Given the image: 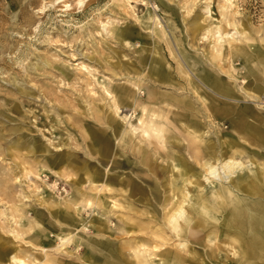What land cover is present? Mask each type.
I'll list each match as a JSON object with an SVG mask.
<instances>
[{
	"label": "rangeland",
	"instance_id": "rangeland-1",
	"mask_svg": "<svg viewBox=\"0 0 264 264\" xmlns=\"http://www.w3.org/2000/svg\"><path fill=\"white\" fill-rule=\"evenodd\" d=\"M147 1L164 28L165 40L142 31L137 18L145 14V7L139 0H86L83 5L77 0H0V264H13V255L25 258L28 264L45 257L58 264H86L85 254L92 255L96 264H102L110 256L105 250L93 249L90 241L101 240L122 254L127 251L123 247L146 237L136 231L127 232L124 224L129 220L132 225L144 227L149 236L157 233L170 247L180 249L186 264H237L235 257L222 252L228 251L225 240L208 244L200 233L197 244L184 241L187 247L181 249L180 240L157 224L167 211L160 205L157 193L163 196V189H169L167 184L171 181L170 163L163 159L165 153L153 154L151 147L135 138L130 145H121L127 121L120 117L129 118L133 105L119 106L116 115L105 88L86 70L75 68V65L94 68L111 88H129L147 71L142 57L155 58L162 62L170 85L143 80L158 93V100L149 101L146 89L137 91L135 99L158 108L163 93L187 97L186 113L199 123L204 140L216 151H226L225 143L233 134L230 121L234 120V114L227 118L217 114L212 100L203 102L193 93L187 84L189 78L179 72L176 60L170 56L169 42L191 78L196 81V73L205 69L216 74L230 90L231 95L214 92V101L232 113L242 110L250 119L264 121V91L259 99L246 96L248 84L254 80H246L243 75L253 67L236 58L233 61L241 73L238 79L221 74L210 63L212 40L210 37L203 40L204 32L193 29L195 18L200 16L202 20L197 22L200 27L219 25L233 32L222 17L227 14L220 8L224 0H195L189 14L181 8L184 0H164L175 11L158 0ZM233 4L238 12L234 16L237 31L257 39L264 36V0H233ZM122 30L128 32L126 37L132 46L122 42L118 35ZM143 43L147 46L145 55L141 54ZM180 48L188 54L192 65L184 60ZM228 64L225 60L219 65L225 73ZM200 87L204 94L210 95L204 86ZM170 111L174 115H169L171 133L167 149L187 158L189 149L187 152L186 146H182L186 142L173 138L183 140L175 131L180 123H185L186 113L175 107ZM32 143L38 144L39 152L31 151ZM249 149L246 151L249 158L244 159H251L260 168L264 165V148L249 146ZM144 152L151 155L153 176L140 163ZM59 160L63 167L56 175L54 172L59 171L49 168V164ZM192 163L195 172L201 171L200 165ZM88 175L99 177L100 181L90 187ZM191 181L205 187L202 178ZM187 189L191 193L196 191L192 185ZM74 195L78 204L71 207L72 215H68L66 209ZM89 199L92 206L86 205ZM59 214L69 216L70 222H59ZM20 217L27 221L23 226ZM34 221H40L46 228L44 236L27 229L26 225ZM64 230L71 232L68 239L80 236L79 242L62 246L57 236ZM121 259L125 264L133 262L130 256Z\"/></svg>",
	"mask_w": 264,
	"mask_h": 264
},
{
	"label": "bare ground",
	"instance_id": "bare-ground-1",
	"mask_svg": "<svg viewBox=\"0 0 264 264\" xmlns=\"http://www.w3.org/2000/svg\"><path fill=\"white\" fill-rule=\"evenodd\" d=\"M60 1L65 2V0ZM85 1L77 0V3L83 5ZM139 1L145 7V14L137 18L139 26L143 29L142 31L153 33L156 39L165 40L164 28L159 18L152 11L153 7L147 0ZM158 1L166 8L175 11L164 0ZM195 2V0H184L181 8L185 13L189 14ZM224 2L220 8L222 10L225 9L227 14H222V17L225 20V26L230 27L233 32L227 31L225 28L223 30L219 25L213 27L209 25L207 29L200 27L197 23L202 20L200 16L197 19L195 18L193 29H196L199 33L201 31L204 32V35H202L203 40L208 39V37L212 40L209 53L210 63L212 67L215 64L221 74H226L229 79H238L241 73L235 67L233 60L236 58H242L253 67L250 72L243 75L244 79L252 78L255 83L254 86V83L248 84V94L246 96L250 99H259L264 91V36L257 39L253 35L250 36L244 32H238L234 18L238 12L233 9V0H224ZM206 11L210 12L208 5L206 6ZM230 16L231 20L228 19ZM166 22L168 25L170 24L169 20ZM196 31L193 30L194 35ZM118 35L125 45H133L126 37L129 35L128 32L122 30ZM153 42L155 43V41ZM241 43H245V45H241ZM167 46L170 56L177 62L179 72L189 78L187 84L193 93L203 102L207 103V101L212 100V107L217 114L226 118L234 114V120L230 121L233 134L229 141L225 143L227 146L226 151H216L210 143L204 140V133L199 123L193 117H188L189 115L186 113L189 108L187 97L163 93L160 95V100L157 104L158 108H155L156 105L154 104L149 107V105L141 103L140 99H135L137 91L146 89L149 101L158 100V93L150 89L143 80H156L162 84L170 85L162 62L159 61V63L155 58L150 60L146 56L142 57L141 63L147 66V71L141 75L138 73V83L129 88H111L108 85V80L99 75L94 68L79 65H75V68L80 67L86 70L105 88L106 95L112 99L116 115L119 112V106L133 105L134 111L129 118L127 115L120 117L122 121H127V128L120 140L121 145H130L135 138L139 143L151 147V153H165L162 156L163 159H167L170 163L171 181L167 184L169 189H163V196L161 192L157 193V189H154L160 197V205L163 206V210H167L157 224L163 231L172 233L180 240L179 248L186 249L187 245H184L186 244L184 241L191 245L197 244V241L201 239L197 238V236L203 233V241L208 244L214 245L216 241L220 242V239L225 240L224 246H227L228 251L224 250L222 252L224 254L226 252L230 253L236 258L237 264H264V172L262 171L264 170V165L259 168L251 159H244L249 158L246 152L250 150L249 146L257 150L264 148V121L257 118L250 119L249 115L242 110L232 113L223 104H220L217 100L214 101L212 97L214 92L222 95H231L230 90L216 74L205 69L201 73H196L198 79L195 81L183 68L169 42ZM143 47L141 54L145 55L147 53L145 43H143ZM139 51H141V48H139ZM180 52L184 60L192 65L188 54L181 48ZM154 53L158 54L156 51ZM225 60L229 61L226 73L219 66ZM255 72L260 76H256ZM200 84L204 86L205 90H208L209 96L206 93L204 94ZM173 107L186 113L185 123L178 121V124L180 123L179 128H177L178 131H175L182 135L183 140H179L176 136L173 138L178 142H186V144L182 143V146H186L187 152L189 149L187 158L185 155L172 151V149H167L170 139L168 135L171 133V116L169 115L172 114L170 109ZM175 118L180 120L179 117ZM133 119L134 121H131ZM252 120L254 121L251 122ZM255 124L258 125V129L255 128ZM259 126L263 129L260 130ZM38 150V144L32 143L31 151L39 152ZM190 159L201 166V171L195 172L194 164ZM140 163L150 176L155 175L150 154L144 152ZM49 165V168L56 172L59 171L57 173L54 172V174L59 175L62 172V160L51 161ZM85 172L88 171L85 170ZM39 173H43L42 170ZM198 178L203 179L204 188L196 181H191ZM86 180L88 185L93 187L94 183L100 181V178L88 175ZM188 185L194 187L195 193L188 191ZM106 186L103 185L102 188H106ZM168 192L170 196H168ZM175 197L176 200H174ZM70 200V204L66 209L68 215H72L71 207L78 204V198L75 195ZM85 202L86 205H93L90 199ZM76 210L77 212L80 211L79 208ZM60 213L62 212L60 211ZM57 219L59 222H70L69 216H64L63 214H59ZM19 220L20 226L27 223L23 217H20ZM130 222L129 220L124 224L127 232L136 231L146 237L139 238L131 246L123 247V250H127L125 253L118 254L116 249L109 244H104L101 240H97L94 243L90 241L93 249L99 250L98 248H100L105 250L108 258L110 256L102 264H125L121 259L122 256H130L133 259V262H126V264H186L185 256L180 249L170 247L166 239H163L157 233L153 232L149 236V233L144 232V227L132 225ZM101 225L102 223H99V226ZM26 226L28 230L35 231L40 236L45 235L46 228L40 221H34L32 225L27 224ZM99 226L97 225L96 230L100 232ZM70 234L69 230H64L57 236L61 240L62 246H66L69 243L75 244L76 241L79 242L80 236L76 235L68 239L67 237ZM75 247L77 248L78 244ZM83 258L86 264H96L92 255L85 254ZM11 261L13 264H28L25 258L16 255L11 257ZM33 263L58 264L49 257L35 260Z\"/></svg>",
	"mask_w": 264,
	"mask_h": 264
}]
</instances>
